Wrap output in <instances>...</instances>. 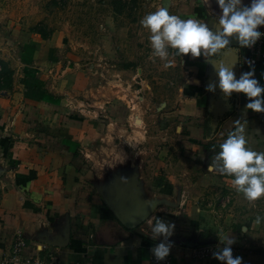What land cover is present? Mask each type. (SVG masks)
<instances>
[{
    "label": "crops",
    "instance_id": "1",
    "mask_svg": "<svg viewBox=\"0 0 264 264\" xmlns=\"http://www.w3.org/2000/svg\"><path fill=\"white\" fill-rule=\"evenodd\" d=\"M249 3L244 0V5ZM151 5L181 19L207 22L213 30L220 14L216 0H153ZM24 6L0 4V60L12 71L10 86L0 90V264H15L8 257L16 235L25 240L22 256L43 264H149L150 249L159 242L153 240L149 224L156 217L176 225L169 238L172 264H220L198 261L191 253L195 247H222L220 233L234 237V257H242V264H264V240L226 222L209 223L210 212L202 207L199 192L203 184L185 172L186 157L208 169V156L219 151L233 121L241 118L245 96L233 93L225 99L219 89L206 91L217 80L213 66L203 56L181 58L170 50L171 59L181 63L184 79L172 101L176 112L166 117L175 132L167 130L154 193L141 214L124 215V221L101 191L104 185L88 158L103 143L122 145L125 154L126 140H136L137 133L140 137L137 128L143 121L132 119L129 111L130 102L141 104L140 92L122 99V91H115L123 88L121 80L111 82L115 88H95L76 63L62 61L67 41L62 28L49 30L46 37L31 32L33 14L27 13L39 7ZM259 28L264 31V26ZM232 46L238 47L235 42ZM245 51H223L215 62L234 66L238 78L250 70ZM253 67L264 85V47ZM247 119L249 147L264 151V114L249 111ZM222 177L230 190L231 178Z\"/></svg>",
    "mask_w": 264,
    "mask_h": 264
},
{
    "label": "rangeland",
    "instance_id": "2",
    "mask_svg": "<svg viewBox=\"0 0 264 264\" xmlns=\"http://www.w3.org/2000/svg\"><path fill=\"white\" fill-rule=\"evenodd\" d=\"M152 2L153 0H0L3 6L15 5L22 8L25 5L24 8L28 6L27 10L38 5V12L33 10L27 13L33 14L29 17V30L46 37L49 30L62 28L67 38L63 43L66 55L62 61L76 63L77 67L92 78L95 88H115L111 82L121 80L124 82L123 88L116 87L115 91H122V99L125 100L126 95L135 97L136 92H140L143 99L141 104L133 102L137 105L132 108L133 104L130 102L129 107L132 119L143 121L141 127L137 128L140 137L137 133L136 140H126L125 154L120 151L122 145L109 146L103 143L98 144L97 155L91 157L94 160L88 158L94 167V173L104 185L101 191L124 221V215L141 214L143 203L149 201L154 193L155 185H152L157 177L155 173L158 163L167 146V130L174 128V124H168L166 117L170 118L176 112L172 101L177 95L176 85L184 80L181 63L179 60L173 61L171 53L169 60L172 63L168 67H165L166 61L152 55L150 33L140 24L144 16L155 12ZM110 150L115 153L107 155ZM212 157L213 155L208 156V160ZM210 163L208 161L206 165ZM185 168L189 169L185 172L189 173L191 179L198 177L203 184L199 192L204 203L202 207L206 206L210 212L207 219L209 223L220 222L223 225L226 222L240 230L244 228L250 233L253 231L257 234L256 238L264 240V219L260 224L254 223L257 215L264 218V196L249 203L233 186L230 190L225 188L222 175L197 167L188 157L185 158ZM199 170L205 171L200 177L197 175ZM227 215L231 217L226 218ZM125 224L130 225L128 222ZM243 234L246 236V232Z\"/></svg>",
    "mask_w": 264,
    "mask_h": 264
},
{
    "label": "clouds",
    "instance_id": "3",
    "mask_svg": "<svg viewBox=\"0 0 264 264\" xmlns=\"http://www.w3.org/2000/svg\"><path fill=\"white\" fill-rule=\"evenodd\" d=\"M220 14L216 21L215 30L207 22L198 19H181L171 15L167 8L144 16L140 24L149 35L152 55L166 61L165 67L171 65L170 50L181 58L191 55L192 58L203 56L207 63L216 71L217 80L207 85L206 91L214 92L219 89L225 99L233 93L243 94L247 99L241 118L233 121V130L219 144L208 166L209 171L231 178V184L237 193L253 203L264 196V151L249 147L247 113L264 114V85L255 78V68L243 72L237 78L233 67L216 63V58L223 51L252 48L264 37L258 30L264 26V0H250L244 5V0H216ZM233 42L238 47L234 48ZM179 134L180 127L176 129ZM149 220L153 240H159L150 251L157 262L164 261L173 247L169 239L176 227L173 222H166L158 217ZM257 215L254 223L262 221ZM162 238V239H161ZM222 247L213 251V257L221 264H242L243 258L233 256L232 236L218 234Z\"/></svg>",
    "mask_w": 264,
    "mask_h": 264
},
{
    "label": "built area",
    "instance_id": "4",
    "mask_svg": "<svg viewBox=\"0 0 264 264\" xmlns=\"http://www.w3.org/2000/svg\"><path fill=\"white\" fill-rule=\"evenodd\" d=\"M259 31L264 33L263 30L258 28ZM264 47V37H262L254 47L248 49L246 48L245 55L248 59V62L251 65L257 64V59L262 55ZM25 240L21 235H16L13 241L12 248L10 250V255L8 257V261L15 264H43L40 261L31 258L22 256V251L25 248ZM221 247V246H220ZM218 248V246H208V247H195L191 250L192 257L197 259L198 261H215L221 264V262L217 261L212 253ZM233 256L236 253V249L232 248ZM46 264H54L52 262H48ZM149 264H172L171 257L168 256L164 261L157 262L152 255L149 260Z\"/></svg>",
    "mask_w": 264,
    "mask_h": 264
},
{
    "label": "trees",
    "instance_id": "5",
    "mask_svg": "<svg viewBox=\"0 0 264 264\" xmlns=\"http://www.w3.org/2000/svg\"><path fill=\"white\" fill-rule=\"evenodd\" d=\"M11 75V69L5 62L0 60V90L10 86Z\"/></svg>",
    "mask_w": 264,
    "mask_h": 264
}]
</instances>
